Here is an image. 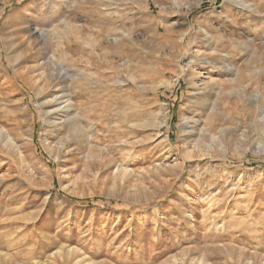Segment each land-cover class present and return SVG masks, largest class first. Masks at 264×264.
<instances>
[{"label":"rangeland","instance_id":"1","mask_svg":"<svg viewBox=\"0 0 264 264\" xmlns=\"http://www.w3.org/2000/svg\"><path fill=\"white\" fill-rule=\"evenodd\" d=\"M1 132L0 264H264V0H0Z\"/></svg>","mask_w":264,"mask_h":264},{"label":"bare ground","instance_id":"2","mask_svg":"<svg viewBox=\"0 0 264 264\" xmlns=\"http://www.w3.org/2000/svg\"><path fill=\"white\" fill-rule=\"evenodd\" d=\"M241 4V3H240ZM65 21V20H64ZM63 21V22H64ZM65 24L71 28V29H75L74 25H72V23H70L69 21H65ZM186 33V32H185ZM44 34V33H43ZM42 34V35H43ZM56 35V34H54ZM185 35V34H184ZM40 36V35H39ZM44 37L46 36L45 34L43 35ZM40 39H42L43 37H39ZM38 38V39H39ZM43 40V39H42ZM48 40V39H47ZM43 43V42H42ZM47 42L44 40V44L45 45ZM67 49V48H66ZM69 49V48H68ZM67 52V51H66ZM67 54H70V53H67ZM62 56V55H61ZM66 56V54H65ZM97 57V56H96ZM50 63V62H49ZM57 64V63H56ZM58 66V65H57ZM214 66L216 65H209V68L210 70L213 72L216 68H214ZM115 67V66H114ZM44 68V67H43ZM127 71V70H126ZM229 72V71H228ZM232 73H234L232 71ZM240 73V72H239ZM237 74H238V71H237ZM200 72L197 73L196 71H191L189 73V76H190V79L194 78V77H197V76H200ZM236 77V76H235ZM198 78V77H197ZM211 79V78H209ZM199 82H202L201 85H198L197 83H192V87L193 89L197 91H200L201 92V95L204 97H207V98H210V97H214V95L211 94V92H214V91H220L221 88L219 87V83H217V81L215 80H203V81H200ZM49 86V85H48ZM70 89V88H69ZM74 96V95H73ZM55 97V96H53ZM54 99V98H53ZM52 100V99H50ZM57 104V106L61 107L62 104H65L64 105V108L61 110L62 111V114H61V117L64 118L66 120V122L68 123L70 129H71V132L72 134L77 138V139H83V140H86L89 143H91L93 140H95V137L94 136H89V135H86V133L84 132V128H83V124L82 122L79 120L80 117H82V114H75L76 112V109H77V106L75 105L74 101H73V97L71 96L70 93H66L64 92V95L62 98H55L54 100ZM54 101H51L54 103ZM206 103L204 104L205 108H208V111H206V114L209 116L210 113H208L209 111H211V114L215 113L217 110H218V103L216 102H209V100H206L205 101ZM55 103V104H56ZM209 103V104H208ZM44 105V104H41V106ZM61 112V111H60ZM47 114V113H46ZM49 116V115H48ZM53 116V115H52ZM60 117V118H61ZM162 119V118H161ZM82 120V119H81ZM160 120V119H159ZM167 121L165 120V116L163 117L162 121L160 122L161 126H163L164 124H166ZM56 125V124H55ZM165 126V125H164ZM211 131L207 130V131H204L203 128H192L190 129V134H195L194 136H197L198 135H205V134H209ZM191 134V135H192ZM5 136V133L4 132H1L0 133V140L4 143H6V145H8L9 143V140L6 141V139L8 138V136L6 138H4ZM0 141V142H1ZM1 142V143H2ZM197 145V144H196ZM126 174V173H125ZM21 230V229H20ZM21 233V232H20ZM12 237V236H11ZM14 239V238H13ZM6 240V239H5ZM9 241V240H8ZM10 243V242H8ZM21 243V242H20ZM13 243H11L12 245ZM17 244V243H16ZM27 244V243H26ZM10 245V246H11ZM4 247V246H3ZM8 247V246H7ZM14 247V246H13ZM5 248V247H4ZM17 248V247H16ZM71 252V251H70ZM72 253V252H71ZM20 260V259H19ZM22 262V260H21ZM28 263V262H27Z\"/></svg>","mask_w":264,"mask_h":264}]
</instances>
